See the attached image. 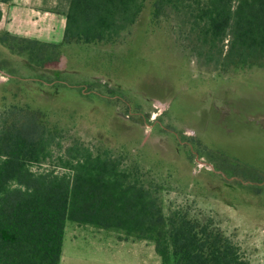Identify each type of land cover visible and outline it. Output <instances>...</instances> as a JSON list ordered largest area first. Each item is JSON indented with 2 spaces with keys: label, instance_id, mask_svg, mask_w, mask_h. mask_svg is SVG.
<instances>
[{
  "label": "rangeland",
  "instance_id": "obj_1",
  "mask_svg": "<svg viewBox=\"0 0 264 264\" xmlns=\"http://www.w3.org/2000/svg\"><path fill=\"white\" fill-rule=\"evenodd\" d=\"M151 12L149 2L116 43L65 46L58 67L33 70L0 48V110L39 109L65 143L77 137L138 163L166 213L183 207L212 218L251 264H264V139L245 131L252 121L264 127V68L207 71L172 20L155 24ZM66 228L67 263L87 255L161 264L151 244L121 242L114 230L82 234L74 222Z\"/></svg>",
  "mask_w": 264,
  "mask_h": 264
},
{
  "label": "trees",
  "instance_id": "obj_2",
  "mask_svg": "<svg viewBox=\"0 0 264 264\" xmlns=\"http://www.w3.org/2000/svg\"><path fill=\"white\" fill-rule=\"evenodd\" d=\"M149 2L152 22L171 19L207 71L264 68V0H72L62 44L1 32L0 44L34 66L58 67L65 46L116 43ZM1 113L0 264H61L68 222L151 242L161 264H251L212 218L166 213L138 163L77 137L65 143L39 109Z\"/></svg>",
  "mask_w": 264,
  "mask_h": 264
},
{
  "label": "crops",
  "instance_id": "obj_3",
  "mask_svg": "<svg viewBox=\"0 0 264 264\" xmlns=\"http://www.w3.org/2000/svg\"><path fill=\"white\" fill-rule=\"evenodd\" d=\"M71 1L72 0H12L9 3H0V32L45 43L62 44L67 25V14L70 10ZM0 48L9 51V49H7L3 45H1ZM27 64L28 66L31 65L29 66L30 69L36 70L35 68H33V64H31L30 62H27ZM0 71L6 72L5 70ZM9 75L10 77L12 76L11 74ZM245 131L246 133L249 131L251 133V136L264 139V127L261 125H256V123H254L253 121L250 128H245ZM75 225L83 231L82 234H84V232H102L103 230L98 229L94 226L91 227L90 225ZM95 228L97 230H95ZM72 232L73 235H71V241H73L74 244H77L78 233L75 232V227L73 228ZM118 238V240L121 242L132 241L134 244H143L142 247H148L149 244H151L149 246V250L151 249V254L155 252L156 256L158 257L155 246L151 242L135 239H121L120 237ZM105 263V258L90 257L87 255L72 256L67 263V259L64 255L63 249L61 264Z\"/></svg>",
  "mask_w": 264,
  "mask_h": 264
}]
</instances>
